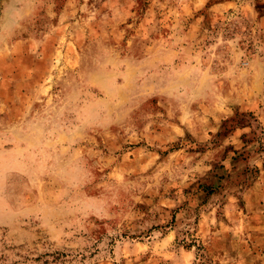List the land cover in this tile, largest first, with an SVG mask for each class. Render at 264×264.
<instances>
[{
    "label": "rangeland",
    "instance_id": "374dc122",
    "mask_svg": "<svg viewBox=\"0 0 264 264\" xmlns=\"http://www.w3.org/2000/svg\"><path fill=\"white\" fill-rule=\"evenodd\" d=\"M0 264H264V0H0Z\"/></svg>",
    "mask_w": 264,
    "mask_h": 264
}]
</instances>
